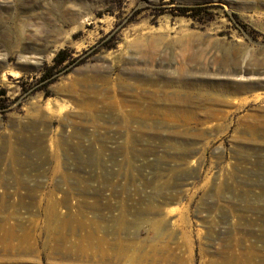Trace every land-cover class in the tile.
Here are the masks:
<instances>
[{"label":"rangeland","instance_id":"1","mask_svg":"<svg viewBox=\"0 0 264 264\" xmlns=\"http://www.w3.org/2000/svg\"><path fill=\"white\" fill-rule=\"evenodd\" d=\"M1 89L0 264H264V0H0Z\"/></svg>","mask_w":264,"mask_h":264},{"label":"trees","instance_id":"2","mask_svg":"<svg viewBox=\"0 0 264 264\" xmlns=\"http://www.w3.org/2000/svg\"><path fill=\"white\" fill-rule=\"evenodd\" d=\"M69 56L70 53L68 52V50L61 49L54 58V64L47 67L41 79H47L50 75H52L61 64L68 60ZM0 94H5V90L1 89Z\"/></svg>","mask_w":264,"mask_h":264},{"label":"bare ground","instance_id":"3","mask_svg":"<svg viewBox=\"0 0 264 264\" xmlns=\"http://www.w3.org/2000/svg\"><path fill=\"white\" fill-rule=\"evenodd\" d=\"M12 58H13V55L12 54L8 55V59H12Z\"/></svg>","mask_w":264,"mask_h":264}]
</instances>
